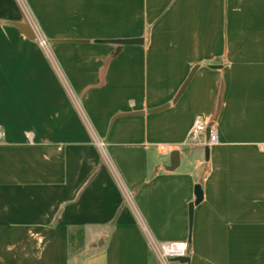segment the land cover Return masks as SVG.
<instances>
[{
    "label": "crops",
    "instance_id": "0c3cea01",
    "mask_svg": "<svg viewBox=\"0 0 264 264\" xmlns=\"http://www.w3.org/2000/svg\"><path fill=\"white\" fill-rule=\"evenodd\" d=\"M0 128V264H264V0H0Z\"/></svg>",
    "mask_w": 264,
    "mask_h": 264
},
{
    "label": "water",
    "instance_id": "95a60500",
    "mask_svg": "<svg viewBox=\"0 0 264 264\" xmlns=\"http://www.w3.org/2000/svg\"><path fill=\"white\" fill-rule=\"evenodd\" d=\"M14 25L16 27H18L29 39H31V40L36 39V35H35L32 27L30 26V24H28V23H14ZM82 42H88V41H82ZM98 42L117 44V45H135V44L137 45V44H143L144 40L142 38H131V39L100 40ZM197 68H198L197 66L193 68V70L191 71V73L189 74V76L187 77L185 82L183 83L182 87L180 88L179 92L177 93L174 101H177L181 97L182 93L184 92V90L188 86V84H189L190 80L192 79L194 73L196 72ZM168 106H169V104H165L161 107L150 109L148 111V113L159 112L161 110L166 109ZM140 114L141 113H139V112H134V113L126 114V115H140ZM209 133H210V129H208L206 132L207 139L209 138ZM208 154H209V147L207 146V147H205V159L206 160H208ZM178 159H179L178 151H174V153L171 156V165L168 167V169L170 171H174L177 168L176 164H178ZM194 195H195V200L189 204L190 234H189L188 243L191 242V230H192V225H193L194 207L196 205H198L203 200V196H204L203 190H202V187L200 184L195 185ZM171 262H178L180 264H190V257L187 255L177 256V257L172 258Z\"/></svg>",
    "mask_w": 264,
    "mask_h": 264
},
{
    "label": "built area",
    "instance_id": "2783aa9c",
    "mask_svg": "<svg viewBox=\"0 0 264 264\" xmlns=\"http://www.w3.org/2000/svg\"><path fill=\"white\" fill-rule=\"evenodd\" d=\"M37 40L42 47L46 48L48 46L49 42L47 39L40 37ZM206 131L207 127L205 122L199 116H197L189 133L190 141H192L195 145L216 144L218 142L216 130L214 128H210L209 138L204 140L203 135L206 133ZM3 137L4 131L0 128V141L3 139ZM185 252L186 247L185 249H182L177 245V243L164 242L160 244V254L164 264H170L172 258L185 255Z\"/></svg>",
    "mask_w": 264,
    "mask_h": 264
},
{
    "label": "bare ground",
    "instance_id": "6f19581e",
    "mask_svg": "<svg viewBox=\"0 0 264 264\" xmlns=\"http://www.w3.org/2000/svg\"><path fill=\"white\" fill-rule=\"evenodd\" d=\"M177 245H178L179 247H181L182 249H185V247H186V246H185V247H182L181 244H177Z\"/></svg>",
    "mask_w": 264,
    "mask_h": 264
},
{
    "label": "rangeland",
    "instance_id": "374dc122",
    "mask_svg": "<svg viewBox=\"0 0 264 264\" xmlns=\"http://www.w3.org/2000/svg\"><path fill=\"white\" fill-rule=\"evenodd\" d=\"M173 264H177V263H173Z\"/></svg>",
    "mask_w": 264,
    "mask_h": 264
}]
</instances>
